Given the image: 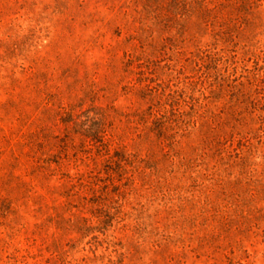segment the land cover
<instances>
[{"label":"rangeland","instance_id":"374dc122","mask_svg":"<svg viewBox=\"0 0 264 264\" xmlns=\"http://www.w3.org/2000/svg\"><path fill=\"white\" fill-rule=\"evenodd\" d=\"M0 264H264V0H0Z\"/></svg>","mask_w":264,"mask_h":264}]
</instances>
